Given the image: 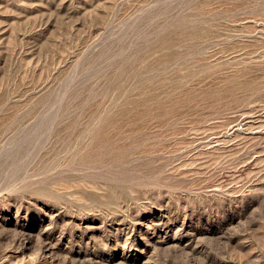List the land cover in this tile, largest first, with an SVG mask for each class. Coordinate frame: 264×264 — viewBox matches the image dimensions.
Listing matches in <instances>:
<instances>
[{
    "label": "rangeland",
    "instance_id": "rangeland-1",
    "mask_svg": "<svg viewBox=\"0 0 264 264\" xmlns=\"http://www.w3.org/2000/svg\"><path fill=\"white\" fill-rule=\"evenodd\" d=\"M0 264H264V0H0Z\"/></svg>",
    "mask_w": 264,
    "mask_h": 264
}]
</instances>
